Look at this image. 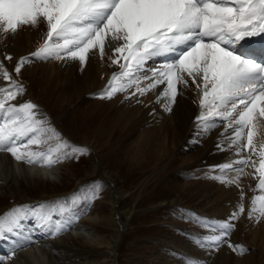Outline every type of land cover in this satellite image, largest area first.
<instances>
[{"label": "snow or ice", "instance_id": "obj_1", "mask_svg": "<svg viewBox=\"0 0 264 264\" xmlns=\"http://www.w3.org/2000/svg\"><path fill=\"white\" fill-rule=\"evenodd\" d=\"M41 25L45 29L42 41L29 55L19 57L15 73L19 74L22 66L32 59L76 60L83 66L92 50L98 49L103 58L107 48L112 54L111 64L119 65V70L113 71L97 94L99 98L111 99L133 88L125 98H134L164 86L157 101L166 99L162 107L167 111L179 94L178 85H187L190 78L201 89L200 113L195 117L197 132L207 134L217 126V120L232 121L221 135L233 133L230 147H235V155L241 158L220 165L221 171L239 174L245 167L253 168V178L258 181L256 189L264 193V145L257 149L253 142L257 114L264 117V46L259 61L239 50L246 39L264 37V0H0V33L15 34L25 26ZM3 59L11 61L13 57L5 54ZM156 59L162 63L148 68V63ZM0 75L7 82L0 86V151L18 162L43 167H51L73 154H87V148L72 145L54 129L47 128L38 118L40 113L35 104L13 103L23 95L24 87L2 60ZM142 81L148 83L141 86ZM49 140L57 142L46 151L30 147L47 144ZM254 156L259 157L258 166ZM213 179L233 184L239 177ZM87 187L90 193L84 199L95 198L99 182ZM77 200L73 195L16 205L0 214V237L21 234L22 222L29 218L36 227L56 235L71 225ZM243 200L241 191V202L227 221L189 213L209 233L194 242L202 248L215 249L227 244L233 252H246L243 245L228 239L234 228L232 221L246 211ZM55 215H67L68 219L65 223L55 221L53 231ZM247 216L257 221L264 217V194L253 195ZM26 239L31 242L30 237ZM14 254L15 250L11 255ZM188 264L199 262L189 260Z\"/></svg>", "mask_w": 264, "mask_h": 264}, {"label": "bare ground", "instance_id": "obj_2", "mask_svg": "<svg viewBox=\"0 0 264 264\" xmlns=\"http://www.w3.org/2000/svg\"><path fill=\"white\" fill-rule=\"evenodd\" d=\"M44 31V26L41 25L39 28L25 26L15 34L0 33V60L10 70L13 78L17 79L18 76L14 71L17 60L35 50L38 43L42 41ZM241 46L240 49H243ZM260 52L261 49L252 51L253 55ZM5 54L11 55L13 59L11 61L4 60ZM110 55L112 54L107 48L103 58H101L98 49L92 50L83 66L76 60L32 59L22 66L20 73H27L30 78L47 83L46 88L38 94L39 100H43V102L36 101V96L28 84H24V93L16 102L22 99L25 94L30 95L33 97L32 103L37 106L39 113L43 114L45 111L50 116L55 107L62 108L65 105L69 107L72 104L71 114L75 121V128L83 138L80 143L89 144L98 152L104 146H108L111 151L123 154V158L131 165L141 169H146L149 164L155 163L154 166L146 169L148 177L153 176L154 178L161 171L163 173L162 180L175 194V197L171 198V202H190L191 206L188 207L194 208L196 211L198 209L203 214L202 218L227 221L241 202V191H243V203L246 211L240 214L238 219L232 221L234 226H237V230L231 231L228 238L234 243L243 245L247 251L235 255L233 264H264V217L257 221L255 217L250 220L247 216V209L253 195L264 194L256 189L258 181L252 175L255 170L245 167L244 172L238 174L231 170L222 172L219 167L241 158L235 155L236 148L230 147L233 133L228 131L225 135H221L232 121L221 123L217 120V126L207 134L197 132L195 117L200 113L201 89L197 88L190 78H188L187 85H178L179 94L175 102L171 103L170 111L162 107V104L167 103L166 99L162 98L159 102L157 101L164 86H158L143 96L137 94L134 98H125L129 92L135 90L134 88L127 92L117 93L111 99L99 98L97 94L107 84L113 71L119 70V65L111 64ZM160 63L162 61L156 59L150 61L147 67H157ZM23 68L25 69L22 70ZM146 74L151 75V73ZM0 79L3 81L0 86H5L7 82L3 76L0 75ZM196 80L197 84L201 83L199 76ZM146 83L148 81H142L141 86ZM16 102L13 101L17 104ZM49 104L50 108L47 109ZM62 115L63 113L57 116L59 121ZM254 123L253 142L259 149L261 145H264V117H259L257 114ZM95 153L97 152L95 151ZM247 154L245 151L244 155ZM253 159L257 161L258 166L259 157L254 156ZM26 164L18 162L10 154L0 151V214L16 205L24 204L16 202L32 200L24 197L20 200L12 199V202H9L10 195L14 198L20 195V188L23 187L22 179L28 180V176H32L34 181H40L39 176L42 171L34 168L30 172ZM176 164L178 166H175ZM101 167L102 160L97 158L93 163L92 171L102 170ZM54 172L45 170L44 175L48 180L55 181L58 176L49 175ZM104 174L107 175L105 172ZM215 176H223L226 180L238 176L239 179L237 183L227 184L213 179ZM109 188H115L114 191L112 190L113 193L109 200L110 212L99 219L104 223L111 222L118 227L120 214L124 212L121 204L124 194L115 186ZM41 198L44 197L35 198L38 202H25V204H38ZM57 217L60 216L57 215ZM88 220L96 222L93 219H86V221ZM61 222L63 223V221ZM22 224L21 234L8 233L4 237H0V257H3V264H89L87 260H72L66 251L69 247L68 241L70 240L68 239L73 237L80 239L81 243L96 244L97 247L106 248L110 262L114 264L116 260L119 235L109 237L100 235L91 241L86 239L87 236L84 238L82 236L84 234L77 232L74 235L72 231L68 232L65 228L61 231L63 234L60 232L56 234L59 236L55 241L56 235L49 234L47 229L36 227L33 219H25ZM55 227L56 225H53V231ZM240 232L249 233L247 241H242ZM205 234L209 233L193 231L190 235L192 239L189 241L193 243L184 244L193 250L176 252L179 261L175 260L174 263L188 264L189 260H194L199 264H204L211 258L214 260V256L210 255L208 248H202L194 242L196 238ZM29 237L31 242L26 239ZM229 249L226 244L222 252L226 256V259H223L225 261L231 255ZM13 250H15V254L11 255ZM105 262L106 260L99 264Z\"/></svg>", "mask_w": 264, "mask_h": 264}, {"label": "rangeland", "instance_id": "obj_3", "mask_svg": "<svg viewBox=\"0 0 264 264\" xmlns=\"http://www.w3.org/2000/svg\"><path fill=\"white\" fill-rule=\"evenodd\" d=\"M16 80L20 81L21 84L23 83V87L26 84L29 85L30 90L36 96V101L39 100L38 94L46 88L47 84L45 81L38 82L36 79L30 78L27 73L18 74ZM1 83L3 81L0 79ZM32 99L33 97L25 94L22 99L15 102L17 104L28 101L32 103ZM39 102L41 103L43 100H39ZM45 106L47 105L45 104ZM49 108L50 104L47 109ZM71 111L72 104L69 107L68 105L62 106V108L55 107L51 111L53 116L48 115L44 111L38 118L45 122L47 128L54 129L55 132L59 133L61 139L67 140L72 145L87 148V154H73L67 159L53 164L51 167L27 163V169L30 172L34 168H37L42 171L43 175L40 174V181L38 182L34 181L32 176H28L29 181L22 179L23 187L21 186L22 188H20V195H17V198L10 195L9 202H12V199L20 200L24 197L32 199L16 202L25 204V202H38L35 198L41 196L44 198H41L40 201H49L55 198L76 195L78 200L74 206L75 215L72 217L71 225L66 227L68 232L72 231L74 235L79 232V234H84L82 235L84 238L87 236L86 239L91 241L100 235L108 237L119 235L120 241L114 264H175V260L179 261L177 259L178 252H189L192 249L185 245L193 243L189 242L192 239L190 235L193 231L200 233L208 232L207 229L200 227L189 217V213H195L197 217H201L203 214L198 209L196 211V209L188 207L191 206V203L188 201L183 203H177L178 201L171 202V198L175 197V194L165 184V181L162 180L163 173L158 171V175L156 174L154 178L153 176L148 177L146 169L154 166L155 163L149 164L146 169H141L131 165L123 158V154L111 151L108 146H104L98 152L89 144L80 143L83 141V138L76 131ZM61 113L64 116L62 115L59 121L57 116ZM48 134L52 135L51 132ZM56 142V140H49L47 144L32 145L30 147L35 151H46L49 147H54ZM62 151L70 152L71 149H64ZM97 158L102 160V170L95 172L92 171V166ZM175 166L178 165L176 164ZM30 167L32 168L30 169ZM45 170L50 172L55 171L49 175H53L52 177L58 176L57 180H48L46 175H44ZM97 181L100 187L96 197L85 200L84 197L90 193V189L87 186L93 185ZM112 186L120 189V192L124 194L123 201L121 202L124 212L120 214V220L118 219L120 226L118 225V227L111 222L104 223L100 220L105 214L110 212L109 200L115 189L109 188H113ZM69 204H71V201H69ZM67 219V215L60 217L55 215L53 225H55V221H63L65 223ZM86 219H93L96 222L91 220L86 221ZM236 230L237 226H234L232 232ZM248 235L249 233L240 232L243 242L248 240ZM57 236L59 235L54 237L55 241H57ZM68 240L66 241H68L69 247L66 251L72 260H87L89 264H99L106 260L104 264H112L110 258L107 256L106 248L97 247L96 244L87 245L81 243V240L76 239V237ZM225 247L226 244H221L215 249L208 248L210 255L214 256V260L211 258L205 261L204 264H233L234 256L240 253L229 249L231 255L225 261L223 259H226V256L222 253Z\"/></svg>", "mask_w": 264, "mask_h": 264}]
</instances>
